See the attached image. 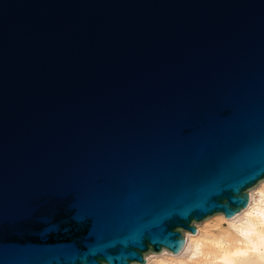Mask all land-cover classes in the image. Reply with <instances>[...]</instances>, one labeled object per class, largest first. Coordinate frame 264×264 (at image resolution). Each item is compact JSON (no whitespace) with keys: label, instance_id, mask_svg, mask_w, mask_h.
Returning a JSON list of instances; mask_svg holds the SVG:
<instances>
[{"label":"water","instance_id":"water-1","mask_svg":"<svg viewBox=\"0 0 264 264\" xmlns=\"http://www.w3.org/2000/svg\"><path fill=\"white\" fill-rule=\"evenodd\" d=\"M264 180V0H0V264H132Z\"/></svg>","mask_w":264,"mask_h":264},{"label":"bare ground","instance_id":"bare-ground-1","mask_svg":"<svg viewBox=\"0 0 264 264\" xmlns=\"http://www.w3.org/2000/svg\"><path fill=\"white\" fill-rule=\"evenodd\" d=\"M248 193V207L236 216L218 213L200 222L196 234L183 231L186 241L179 254H150L145 264H264V180Z\"/></svg>","mask_w":264,"mask_h":264},{"label":"clouds","instance_id":"clouds-1","mask_svg":"<svg viewBox=\"0 0 264 264\" xmlns=\"http://www.w3.org/2000/svg\"><path fill=\"white\" fill-rule=\"evenodd\" d=\"M255 250H256V249L254 248L253 251H255ZM260 259H261L262 261H264V255H261ZM147 264H152V261L149 260V261L147 262Z\"/></svg>","mask_w":264,"mask_h":264},{"label":"rangeland","instance_id":"rangeland-1","mask_svg":"<svg viewBox=\"0 0 264 264\" xmlns=\"http://www.w3.org/2000/svg\"><path fill=\"white\" fill-rule=\"evenodd\" d=\"M200 223H195V226L197 228V226L199 225ZM184 237H185V232H184Z\"/></svg>","mask_w":264,"mask_h":264}]
</instances>
